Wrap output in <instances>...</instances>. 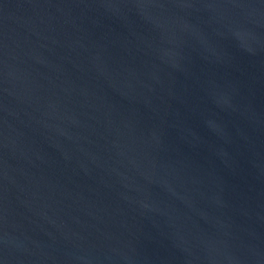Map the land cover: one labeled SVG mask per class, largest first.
<instances>
[{
	"label": "water",
	"instance_id": "obj_1",
	"mask_svg": "<svg viewBox=\"0 0 264 264\" xmlns=\"http://www.w3.org/2000/svg\"><path fill=\"white\" fill-rule=\"evenodd\" d=\"M0 264H264V0H0Z\"/></svg>",
	"mask_w": 264,
	"mask_h": 264
}]
</instances>
